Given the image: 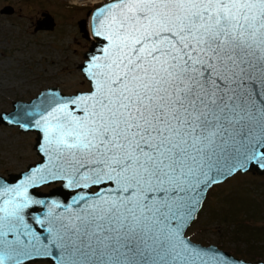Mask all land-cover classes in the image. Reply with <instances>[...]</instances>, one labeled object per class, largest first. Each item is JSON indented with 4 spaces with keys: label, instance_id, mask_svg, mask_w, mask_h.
<instances>
[{
    "label": "snow or ice",
    "instance_id": "snow-or-ice-1",
    "mask_svg": "<svg viewBox=\"0 0 264 264\" xmlns=\"http://www.w3.org/2000/svg\"><path fill=\"white\" fill-rule=\"evenodd\" d=\"M92 35L104 43L85 53L88 92L0 114L38 130L42 157L0 188V264H227L190 247L183 230L222 160L230 172L264 170V102L259 133L241 124L253 117L235 102L255 85L251 71L264 85V0H112L94 11ZM56 181L97 193H75L81 212L49 244L17 225L30 206L49 216L61 207L29 193Z\"/></svg>",
    "mask_w": 264,
    "mask_h": 264
},
{
    "label": "rangeland",
    "instance_id": "rangeland-1",
    "mask_svg": "<svg viewBox=\"0 0 264 264\" xmlns=\"http://www.w3.org/2000/svg\"><path fill=\"white\" fill-rule=\"evenodd\" d=\"M100 1L0 0V113L11 110L15 100H30L50 86L67 94L90 90L79 64L92 38L84 36L79 21L89 20L92 4ZM6 5L14 7L13 14L1 13ZM43 13L54 17V29L35 30ZM36 136L0 124V175L20 172L40 159ZM186 235L234 255L254 245L264 260V175L237 173L215 185Z\"/></svg>",
    "mask_w": 264,
    "mask_h": 264
},
{
    "label": "water",
    "instance_id": "water-1",
    "mask_svg": "<svg viewBox=\"0 0 264 264\" xmlns=\"http://www.w3.org/2000/svg\"><path fill=\"white\" fill-rule=\"evenodd\" d=\"M112 0L106 1L96 7L93 8L91 12V16L89 21L86 19H82L79 21V27L80 30L83 32L84 36L87 38H92L91 45L89 49L86 52H91L94 50L96 54H99L100 48L103 45V41L100 39H97L92 35V27H93V13L94 11L107 3H111ZM15 11L14 7L11 5H6L4 8L1 9V13L4 14H13ZM56 26V21L54 17L50 13H43V17L41 19H38L36 22L35 30H52ZM85 52V53H86ZM85 56V54H84ZM86 64V59L79 64V68L82 70V66ZM83 72V71H82ZM84 74V72H83ZM250 74L256 78L255 85H252L251 82H247L244 87H241L236 92V103L241 105V107L244 109V112L241 114L251 112L252 119H249L247 116H245L244 121L241 122L242 125L246 126V130L259 133L261 131V121L262 117L259 114V109L262 107V102H264V85L260 84L259 81V72L258 71H251ZM85 76V75H84ZM87 79V78H86ZM88 80V79H87ZM87 91H77L72 94L64 93L59 87L57 86H50L48 88H45L41 90L37 96L30 100H15L13 102V108L9 111H2L0 114H11L15 111H24V112H33L36 111L37 113L39 111H43L45 108H49L50 106H54L55 102L64 98V97H71L77 93H85ZM44 101H47V103H44ZM33 105H36L37 107L34 109ZM38 118V115L36 116H26L23 120H21V123H25V121L31 120L34 122L35 119ZM0 124L8 125V126H18L20 130L24 132H36V141L34 144V148L36 149L37 144L40 142V134L38 130H36L34 127H21L19 124L16 123H7V122H0ZM240 126H237L239 129ZM237 140H239V137H237ZM237 146H239L237 144ZM38 152V151H37ZM40 156V154L38 153ZM42 157L40 156V159L33 164H29V166L35 165L37 163H40ZM46 162V158H43ZM27 167V169H28ZM27 169L22 170L20 172H13L10 173L8 176L0 175V188L2 187H13L15 186V183L19 181L21 178V174L27 171ZM221 169L222 171L220 173L214 172L213 175L215 176V182L207 185L204 187L203 191L199 193V196L197 197V200L199 201L196 211L194 213L193 219L190 221L189 225L183 230V239L186 242H190V247H193L197 250H211L214 252H217L221 255H227L229 258L227 261V264H264V260L262 259H255V260H248L242 257H238L234 255L231 251L225 250L217 246L216 244H209L204 245L199 242L193 241L190 237L186 236V232L188 228L191 226L193 221L198 217V214L204 204V201L209 193V191L217 184L224 182L229 177L237 174V173H247L251 172L258 175H264V170L256 169L255 167L250 168L248 171H238V172H230L228 171V165L225 164V162L221 161ZM61 183L60 181L53 182L51 184ZM48 185V184H46ZM42 186V185H40ZM39 186V187H40ZM110 191V190H109ZM80 192L82 195H86L89 192L95 194L96 191H92L91 189H76V188H66L62 187L60 189L52 190L50 192H41L39 189H30L29 193L31 195H34L36 198H42L45 199V202L48 204H51L52 201H55L56 203L60 204L61 207L54 208L52 211V215H48V209L45 208L43 205H33L30 206L28 209H24L21 215L24 217V223L17 225V230L19 232H23L24 226L27 225L29 229H35L38 234H40L41 239L47 238V242L50 244L51 240L54 236V234L57 231H63L61 228V222L62 219H67L71 215L75 213H79L82 210L83 201H81L79 204H72V200L75 199V193ZM8 197L0 198V201L3 199H7ZM94 199V195L92 197ZM69 205H71L69 211H65V208H68ZM35 217H39V219L43 220V225H38L35 223ZM48 228H52L53 232L49 233L47 231ZM113 236L115 233L112 234ZM6 240L13 241L15 239V233H9L6 237ZM20 239L24 242H28V238L24 235L20 236ZM149 244H152L151 241H149ZM95 247V245H93ZM89 256L92 254L89 253ZM80 259H84L83 257H79ZM46 261V260H44ZM47 262V261H46ZM25 264H28L26 261ZM89 264H91V261H89Z\"/></svg>",
    "mask_w": 264,
    "mask_h": 264
},
{
    "label": "trees",
    "instance_id": "trees-1",
    "mask_svg": "<svg viewBox=\"0 0 264 264\" xmlns=\"http://www.w3.org/2000/svg\"><path fill=\"white\" fill-rule=\"evenodd\" d=\"M249 239V237H247ZM252 248L250 249H246V250H243V251H235L234 253L236 255H244L245 257H247L248 259H257L258 257H260V253L257 252V248H253L255 247L254 245L251 246ZM244 252V253H242Z\"/></svg>",
    "mask_w": 264,
    "mask_h": 264
},
{
    "label": "flooded vegetation",
    "instance_id": "flooded-vegetation-1",
    "mask_svg": "<svg viewBox=\"0 0 264 264\" xmlns=\"http://www.w3.org/2000/svg\"><path fill=\"white\" fill-rule=\"evenodd\" d=\"M62 187H63V185L61 183H56V184H50V185H43V186L38 187V189L41 192H50L52 190L60 189ZM91 190L96 191L97 188L95 186H93L91 188Z\"/></svg>",
    "mask_w": 264,
    "mask_h": 264
},
{
    "label": "bare ground",
    "instance_id": "bare-ground-1",
    "mask_svg": "<svg viewBox=\"0 0 264 264\" xmlns=\"http://www.w3.org/2000/svg\"><path fill=\"white\" fill-rule=\"evenodd\" d=\"M73 3H76V4H78L77 2H73Z\"/></svg>",
    "mask_w": 264,
    "mask_h": 264
}]
</instances>
